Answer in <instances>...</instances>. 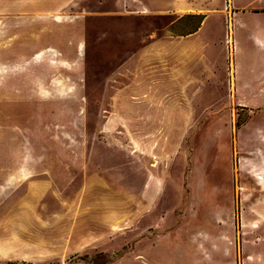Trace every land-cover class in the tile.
<instances>
[{
    "label": "rangeland",
    "instance_id": "rangeland-1",
    "mask_svg": "<svg viewBox=\"0 0 264 264\" xmlns=\"http://www.w3.org/2000/svg\"><path fill=\"white\" fill-rule=\"evenodd\" d=\"M49 10L0 18V264H264V0Z\"/></svg>",
    "mask_w": 264,
    "mask_h": 264
},
{
    "label": "crops",
    "instance_id": "crops-1",
    "mask_svg": "<svg viewBox=\"0 0 264 264\" xmlns=\"http://www.w3.org/2000/svg\"><path fill=\"white\" fill-rule=\"evenodd\" d=\"M65 0H0V18L15 16H44L49 8L57 7ZM55 12V10H52ZM264 168V166H263ZM264 176V174H262ZM264 179V177H263ZM262 179V180H263Z\"/></svg>",
    "mask_w": 264,
    "mask_h": 264
},
{
    "label": "bare ground",
    "instance_id": "bare-ground-1",
    "mask_svg": "<svg viewBox=\"0 0 264 264\" xmlns=\"http://www.w3.org/2000/svg\"><path fill=\"white\" fill-rule=\"evenodd\" d=\"M256 177H257V179H263V177H262V176H260V175H259V176H256Z\"/></svg>",
    "mask_w": 264,
    "mask_h": 264
}]
</instances>
